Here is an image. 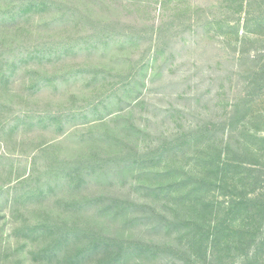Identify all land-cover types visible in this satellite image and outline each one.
I'll return each instance as SVG.
<instances>
[{"label": "rangeland", "instance_id": "374dc122", "mask_svg": "<svg viewBox=\"0 0 264 264\" xmlns=\"http://www.w3.org/2000/svg\"><path fill=\"white\" fill-rule=\"evenodd\" d=\"M222 4L223 0H59L48 14L18 30L24 33L11 35L13 23L0 26L5 45L0 53L6 51L5 57H10L14 37L37 40L43 34L52 37L54 31L50 40L59 46L91 37L89 24L74 27L77 21H60L64 14L78 15L75 8L82 16H94L100 28L107 20L121 25L116 37L110 38L107 31L103 33L108 37H98L109 40L106 47L96 42L94 47L93 40L79 42L58 54L53 74L39 68L41 77L49 79L51 73L59 82L30 87L23 82L27 76L22 66L8 85L10 92L0 91L6 99L0 100V126L12 112L61 114L49 121L28 116L14 121L17 129L0 130V264H9L6 255L16 246L15 238L22 240L15 230L35 224L44 210L77 219L80 229L93 233L168 244L182 252L153 257L132 251L116 258L94 244L90 261L209 264L202 257L194 261L186 251L189 239L182 236L187 223L197 228L222 220L223 207L238 196L234 189L245 188L248 198L252 190L264 193V160L253 161L251 154L253 148L264 149V31L256 36L260 43L242 46H236L233 36H218L219 30L206 23ZM195 8L203 10L200 20L192 15ZM163 24L167 33L161 32ZM129 33L137 39L129 42ZM238 35L242 38L243 31ZM37 65V60L30 62L33 70ZM93 75L96 78L90 79ZM8 94L14 96L7 98ZM203 127L207 130L200 138ZM164 143L169 145L161 154L137 155ZM91 156L98 161L67 170L66 162ZM219 158L223 164L242 162L243 183L229 171L227 184L219 186L206 173ZM50 164L59 169H48ZM205 165L208 169L202 171ZM67 172L74 174L67 177ZM20 198H29L28 208L19 204L12 214V202ZM194 198L217 204L219 215L194 221L189 210ZM240 255L225 251L220 262L264 264L262 247L256 260L241 263Z\"/></svg>", "mask_w": 264, "mask_h": 264}, {"label": "trees", "instance_id": "16d2710c", "mask_svg": "<svg viewBox=\"0 0 264 264\" xmlns=\"http://www.w3.org/2000/svg\"><path fill=\"white\" fill-rule=\"evenodd\" d=\"M58 1L59 0H0V26L2 24L13 23V26L16 27L11 31L13 32L11 35L24 33L23 31L18 30H25L28 28V22L30 19L48 14V10H51L56 6ZM68 9L69 8L66 6V10ZM75 9L78 15L75 12L64 14L63 18H60V21H66L64 23H73L77 21L74 23V27L83 22L89 24L92 31L91 37L81 36L79 39H75L74 41L76 43L73 44L67 40L66 42H62L61 46L56 45L55 41L53 42L50 40L55 34L54 31L52 37L45 38V34H43L42 36L40 35L37 40L25 39L15 41L14 37V40L10 42L14 45H10V49L13 50L12 56L5 57L6 51L3 54L0 53L1 93L10 92V90H7L8 85L15 82L14 76L22 66H24V71L27 76L23 78V82L29 84L28 86L30 87L40 89L49 81L59 82L55 77L51 76L52 70H55L57 66L56 60L57 57L60 56L58 55L59 53L62 55L64 51L74 49L76 46H79V42H85L86 40L89 42H91L90 40H93L94 47L95 42L96 44H100V46L103 45L106 47L109 40H99L98 37H108L107 35H104L106 31L110 38L114 35L115 37L118 35L119 32H116V29H119L121 26L118 21L107 20L104 27L100 28V23L95 21L96 18H94V16L85 12L84 16H82L80 15V11L77 8ZM202 12L203 10L201 8H195L192 15L197 20H200L203 15ZM225 14L227 16H224ZM212 18L213 19L206 24H209L210 28L215 27V29L219 30L218 36L224 38L233 36L235 39L234 41H236V46H242L243 43L246 44L248 42L260 43L261 38H256V36L258 37V35H260V31H264V0H223V4L218 7L217 13L213 14ZM97 28H99V30H97ZM224 29L225 31L223 32ZM154 30L156 29L152 28V35ZM164 30H166V32ZM162 31L165 33L168 31L165 24H163V29L161 27V32ZM241 31H243L244 34L242 38L238 35ZM1 34L4 33H1L0 31V48L1 46H5L1 43ZM250 34L254 35L255 38L249 36ZM128 37H130L128 41L133 42L138 36L129 33ZM90 47L92 46L90 45ZM81 49L83 48L81 47ZM54 56L56 57L53 59ZM34 60H37L39 64L34 68L35 70L30 66V62ZM39 68L45 70V74H47L46 70H51L50 78L47 79V77H41ZM66 74H69V71L65 72V75ZM99 74V72L95 73L97 77ZM95 75L90 79L96 78ZM13 96V94H8L7 98ZM0 100L3 102L6 101L1 94ZM36 113L38 112L33 113L32 111H26L19 116V114L12 112L10 118L1 124V132H3L5 128H8L11 131L17 129L19 125L14 121H17L18 119L22 120L21 118L26 119L28 116L31 119H48V121L49 119L53 120L58 117L61 118V114L57 112H50L44 116V113L40 111L39 115L35 117L34 115ZM205 129L206 127H203L199 130V132H201L200 138H204L202 132H205ZM6 136L9 137L8 135ZM184 138H186V136H184ZM6 144L7 142H5V145ZM167 145L164 143L161 148H154L148 152L138 153L137 155L146 158H149L150 156L154 157L165 151ZM44 149L46 148H43V150ZM251 154L253 156V161L264 160V149L262 146L255 149L253 148ZM92 161L97 162L98 158H93V156H91L85 159L66 162L67 164H70L67 170L71 171L77 169L78 167H82ZM220 161V158L217 159L214 168L206 172L211 175L215 181L219 182V186L227 184L226 181L229 177V171L233 173L234 177L236 174L237 178H239V182L243 183L246 178H244L243 173H241L243 164L240 160L233 159L224 164ZM71 165L73 166L72 168ZM47 168L58 170L59 165L55 164L51 168L50 164ZM207 169L208 166L205 165L203 166L202 171ZM67 173V177H72L74 174L71 172ZM17 175H20V173ZM22 176H18V178L21 177V180L23 181L28 180L24 177L22 178ZM9 182H11V180H9ZM260 188L261 187H259V189ZM1 190L2 187L0 188V191ZM234 191L235 193L233 194H237L238 196L231 198L228 205L223 207L225 217L222 220L220 219L217 222L215 221L212 223L208 222L205 224L206 226L198 224L197 228H191V224L187 223V230L182 237L189 239L186 251L190 253L191 258L194 261H198L201 259L199 257H202L206 263L214 264V262H219V264H221V255L223 252L235 250L238 253H242L239 258L241 263H245L256 260L257 256H259L260 248H264V193H260V190L257 192L252 190V192H250L251 194H249L251 196L248 198L245 188H243L242 191H239L238 189H234ZM28 194L31 195L33 192H28ZM28 199L29 198H20L17 202L13 201L10 209L12 214L20 209L18 208L19 204H23L22 207H25L24 210L28 208V206L25 205ZM189 204H191L192 207L191 209L189 208V210L191 211L194 221H200V217L203 218L207 215L214 217L219 215L217 204L213 205L208 201L199 198H194ZM66 205L69 206V203H66ZM71 219L72 221L68 216L63 217L55 213L51 214L44 210V213L41 215L39 214L37 217V222H34L35 224H26L20 229L15 230L19 234H22V240L15 238L17 244L14 241L16 246H14V249H10L11 253L6 255V260L9 264H82L85 258L87 259V262L84 261L86 262L85 264H109L106 259L103 258L98 259L97 261L89 260L91 258L89 253H92L93 250L91 247L94 244L104 248L103 250L98 249L103 251L104 254L113 255L116 258L124 257L126 252L132 254V251L141 252L142 254L153 257L166 253L167 251L175 252L176 254L182 253L181 251L178 252L168 244L160 245L130 238L119 239L111 236H103L98 232L93 233L91 230H88L89 228L84 229L82 227L80 229L77 226L79 225L77 219ZM227 224L232 226H226ZM205 227L208 228L207 231L202 230ZM27 246L30 248L25 249Z\"/></svg>", "mask_w": 264, "mask_h": 264}]
</instances>
